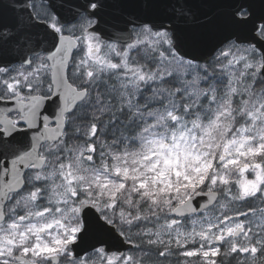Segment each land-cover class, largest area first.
Segmentation results:
<instances>
[{
    "label": "snow or ice",
    "instance_id": "1",
    "mask_svg": "<svg viewBox=\"0 0 264 264\" xmlns=\"http://www.w3.org/2000/svg\"><path fill=\"white\" fill-rule=\"evenodd\" d=\"M0 264H264V0H0Z\"/></svg>",
    "mask_w": 264,
    "mask_h": 264
}]
</instances>
